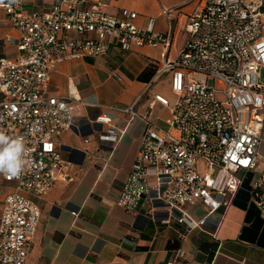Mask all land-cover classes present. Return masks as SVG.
<instances>
[{"label": "built area", "instance_id": "obj_1", "mask_svg": "<svg viewBox=\"0 0 264 264\" xmlns=\"http://www.w3.org/2000/svg\"><path fill=\"white\" fill-rule=\"evenodd\" d=\"M187 3L194 6L187 41L171 58L175 16L184 5L162 9L167 30L160 32L157 18L140 26L137 12L109 14L89 0H56L48 11L29 10L28 0H0L20 32L17 56L0 58V131L23 137L31 161L19 177L2 175L14 186L0 215V264H27L42 216L36 198L73 179L58 139L74 127L83 101L73 86L67 96L53 95L51 74L61 63L100 58L115 46L126 52L162 46L164 59L155 62L149 88L167 76L174 95H154L151 109L159 103L171 117L164 127L152 112L144 118L118 206L136 211L147 201L165 209V223L204 230L219 226L213 215L232 204L243 174L253 172L258 175L252 194L264 219V171L257 172L264 124V0ZM139 100L115 109L134 120L141 117ZM95 121L109 127L100 140L114 148L121 137L111 119ZM200 203L208 214L196 220L188 207Z\"/></svg>", "mask_w": 264, "mask_h": 264}, {"label": "crops", "instance_id": "obj_2", "mask_svg": "<svg viewBox=\"0 0 264 264\" xmlns=\"http://www.w3.org/2000/svg\"><path fill=\"white\" fill-rule=\"evenodd\" d=\"M55 1L28 0V9L48 11ZM188 1L89 0V5L100 4L109 14L123 9L135 11L140 26L150 17L157 18L160 32L167 30L162 9L184 5L174 21L169 54L174 58L187 41L185 27L194 8ZM19 37V30L0 5V58L17 56ZM163 59L162 46L130 52L115 46L100 58L61 63L51 74L53 95L67 96L73 86L83 105L74 127L58 139L73 179L59 182L46 196L36 198L42 216L27 264H264V219L252 194L256 173L243 174V184L232 204L213 215L219 226L210 224L204 230L189 232L184 225L165 223V209L147 201L136 211H126L117 204L140 149L144 118L152 112L164 127L171 117L170 110L159 103L151 109L154 95L163 93L155 85L149 88L151 81L140 79L147 68ZM262 77L264 80V70ZM139 98V118L132 120L115 109ZM99 116L109 117L121 137L114 148L100 140L109 127L96 123ZM259 154L264 158V124ZM13 186L14 182L0 174V215ZM188 211L196 220L208 214L202 203L188 207Z\"/></svg>", "mask_w": 264, "mask_h": 264}, {"label": "clouds", "instance_id": "obj_3", "mask_svg": "<svg viewBox=\"0 0 264 264\" xmlns=\"http://www.w3.org/2000/svg\"><path fill=\"white\" fill-rule=\"evenodd\" d=\"M29 149L21 136H9L0 131V174L19 177L31 165Z\"/></svg>", "mask_w": 264, "mask_h": 264}, {"label": "rangeland", "instance_id": "obj_4", "mask_svg": "<svg viewBox=\"0 0 264 264\" xmlns=\"http://www.w3.org/2000/svg\"><path fill=\"white\" fill-rule=\"evenodd\" d=\"M167 76L161 80L158 84H155V86H157L161 91L162 93L167 96L169 99H173V92H172V89H171V86H170V83L167 82ZM264 171V158L261 157L260 159V163H259V166H258V169H257V172H262Z\"/></svg>", "mask_w": 264, "mask_h": 264}, {"label": "trees", "instance_id": "obj_5", "mask_svg": "<svg viewBox=\"0 0 264 264\" xmlns=\"http://www.w3.org/2000/svg\"><path fill=\"white\" fill-rule=\"evenodd\" d=\"M157 72V66H151L147 68L140 76V79L145 82L151 81V79L154 77V75Z\"/></svg>", "mask_w": 264, "mask_h": 264}]
</instances>
